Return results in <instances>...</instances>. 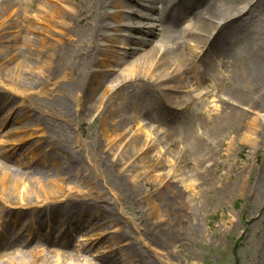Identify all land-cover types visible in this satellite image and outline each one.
Wrapping results in <instances>:
<instances>
[{"label":"rangeland","instance_id":"obj_1","mask_svg":"<svg viewBox=\"0 0 264 264\" xmlns=\"http://www.w3.org/2000/svg\"><path fill=\"white\" fill-rule=\"evenodd\" d=\"M122 1L118 7L98 2L78 21L86 0H0V177L6 176L4 192L15 178L30 187L22 201L2 199L0 192L6 218L0 236H26L36 226L40 243L51 244L45 238L58 241L64 231L54 243L67 239L89 256L61 264H264V96L248 94L240 105L229 94L234 66L248 63L249 41L228 47L226 55L209 54L206 62L190 60L182 44L190 36L179 34L187 22L157 25V34L168 26L166 46L179 45L162 72L140 73L124 84L131 104L123 96L111 104L116 83L106 74L114 64L106 51L121 39L123 53L110 73L125 76L129 62L152 47L130 54L132 43L120 33L133 34L125 23L141 19L122 8L145 9ZM256 1L226 0L233 9ZM112 12L124 20L106 17ZM200 19L187 21L198 25ZM247 22L243 28L237 20L228 23L213 43L230 45L240 31L264 32V0ZM100 24L113 40L91 37V27ZM99 49L105 75L85 100L80 71ZM174 72L181 75L178 89L166 80ZM222 100L244 113L219 117ZM116 101L124 107L115 108ZM127 110L130 127L122 125ZM36 240L4 247L0 264H21L32 255L56 263Z\"/></svg>","mask_w":264,"mask_h":264},{"label":"bare ground","instance_id":"obj_2","mask_svg":"<svg viewBox=\"0 0 264 264\" xmlns=\"http://www.w3.org/2000/svg\"><path fill=\"white\" fill-rule=\"evenodd\" d=\"M111 1V5L114 7H118L123 1L122 0H108ZM138 6L145 9V11L142 10H136L131 7L128 8H122L123 12H130L132 15L139 16L141 19L140 21L133 23V22H126V26L133 32V34L130 33H120V34H126L129 37L130 42L132 45L129 47L130 54L134 53L138 49L141 48V46L144 45H151V48L144 49L143 53L139 54L138 56L134 57L130 62V72L125 76H120L119 74L110 73L117 69L115 67V63L118 64V61L120 59V54L123 53V51L118 50L122 47L121 39L115 44L114 49L107 50L106 53L109 54V60L114 63L110 64L108 69L109 72L106 73L108 76L112 77V82L116 83V87L112 91L110 95V103L114 104L116 98L124 97V100L128 101V104H131V100L129 99L128 92L130 91L128 89V92L126 90H123L124 84L139 78L141 76L140 73H147V72H154L159 71L162 72L164 70V64L166 61L167 56L173 52L175 47L179 45V42L175 43V46L168 47L162 42V38L166 36V33L169 31L168 26H164L161 29L160 33L155 32V28L157 25H162L166 22H169L170 24L177 25L181 22H187L184 24L183 27L179 30V34H182V37L184 36H190L189 39L182 41V44L189 52V58L190 60L199 58L202 62H206L209 54H214L216 56H220L222 54L226 55L227 51L226 49L230 47V49L233 51L235 49H238L239 42L243 40H247L248 42V53L250 54L247 58V62H251L250 66L240 65V63L236 64L234 66V75L236 76L235 81L231 84V87L233 88V91L230 90V95L240 104H244L246 101V96L249 94L251 98L258 99L259 97L264 96V32H260L259 30L250 29L248 35L246 31H240L238 34H235L233 36V39L229 41L230 45L228 43L226 44H214L213 41L216 40L219 37V34L221 32V29L228 25V23L232 22L233 20L238 21V25H243L245 27L249 24L247 20H249V16L253 13V6L256 2L252 3L248 7L242 6L241 8L233 9L230 6H228L226 0L221 1L218 4H215L212 0H204V5L201 9H197V4L203 3V0H134ZM99 3L103 4L106 2V0H86V9L84 10V17H80L78 21L86 20L88 15L95 10L94 6ZM105 13H101V16H103ZM197 14H200V21L198 25H195L194 22L189 23L187 19L189 17H193ZM123 16H120L118 12H112L109 14H106V17L109 18H116L120 19L121 21L124 20ZM128 18H131L128 16ZM246 23V24H245ZM106 28L105 24H100L99 26H92L91 27V37L94 39L96 37H100V39L103 40H113V36L111 34H107L104 30ZM216 30V34L213 35L212 31ZM241 29V28H240ZM243 30V29H241ZM155 37H159V44L153 45V39ZM148 38V39H146ZM211 41L213 45L207 46L208 42ZM191 42L195 44V49L191 45ZM213 46V47H212ZM117 48V49H115ZM123 48V47H122ZM128 52V54H129ZM104 53L103 49H99L96 52L93 51L91 53L90 57H88V60L84 63V69L80 71V79L81 84L83 85V97L85 100H88V97L92 95L93 92L96 91L100 80L104 77L105 72L102 71L100 66L103 62L102 54ZM240 58L241 52L238 53ZM70 56V54H69ZM71 61L72 63H75L77 55L71 54ZM239 58V62H240ZM133 70L138 71V73H135ZM181 75L178 72H174L171 75H168L166 77V80L168 82L173 83L172 87L178 89V82ZM225 91V89H224ZM232 92V93H231ZM228 94V95H229ZM124 102L120 101L119 103L116 101L115 108L118 107V109L123 105ZM223 106L219 110L218 115L222 118H228V117H235L237 115H242L244 112L240 111V109H231L228 107L227 102L225 100H222ZM125 105V104H124ZM122 106V108L124 107ZM133 104L130 108H132ZM234 114V115H232ZM123 115V122L122 125H125L127 127H130L131 122L129 120H132L131 114L129 110L124 111ZM232 115V116H231ZM144 118H137L135 119L136 123L142 124V121ZM255 120V119H253ZM129 121V122H128ZM133 121V120H132ZM139 124V125H140ZM129 125V126H128ZM121 126V125H120ZM123 127V129L125 128ZM143 126V125H142ZM145 128V127H141ZM128 133H130V130H128ZM3 142L5 140H2V136L0 137V147L3 145ZM5 174L0 177V192L2 199L5 200H13L14 197H17L19 200H24L23 194H29V184L25 180L14 179L12 183L10 182V187L6 192H4L5 189H7L8 184L5 182ZM16 189L19 191V195L15 196L13 192H15ZM4 194V195H3ZM14 196V197H13ZM45 197H47L45 195ZM4 216L0 214V223L5 222ZM9 221H12L9 219ZM1 225V224H0ZM30 225V224H29ZM36 227V226H35ZM34 226H31L30 232L26 236H16L12 237L9 236L8 233H6L5 236H0V251L5 248H14L19 246L20 244H27L29 241L32 240L36 235L38 237V241L36 240L37 244H41L44 251H46L51 256L56 257V263L54 264H61L60 261H66V262H73L75 260L81 259V258H88L89 255H86V253L80 254L76 253L73 248H71V245L67 242V239H63L60 243H54L59 242L60 238L65 237V232L61 231L58 232L57 238H55L58 241H54L53 238L47 239L46 241L52 242L51 244L46 243H40L42 242L39 240V236L42 235L41 230L38 228H35ZM6 228V227H5ZM48 228V229H47ZM46 229V235H51V229L47 227ZM49 237V236H47ZM35 242V241H34ZM33 242V243H34ZM16 245V246H15ZM120 261L125 263V260H123V255L121 254ZM47 260H44L43 262H39L33 258L29 261H24L22 259L21 264H51V262ZM9 264H20L16 262H10ZM81 264V263H80ZM107 264V263H106ZM108 264H112L109 262ZM150 264V263H147Z\"/></svg>","mask_w":264,"mask_h":264}]
</instances>
